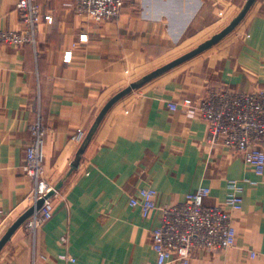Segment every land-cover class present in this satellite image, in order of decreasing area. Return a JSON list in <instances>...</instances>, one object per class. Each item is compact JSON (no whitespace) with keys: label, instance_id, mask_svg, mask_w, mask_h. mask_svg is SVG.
I'll return each instance as SVG.
<instances>
[{"label":"crops","instance_id":"0c3cea01","mask_svg":"<svg viewBox=\"0 0 264 264\" xmlns=\"http://www.w3.org/2000/svg\"><path fill=\"white\" fill-rule=\"evenodd\" d=\"M70 1L40 0L36 45L0 46V237L32 204L23 165L34 122L41 118L48 128L44 166L56 183L80 147L75 133L88 132L103 106L144 76L135 73L174 44L202 39L218 20L231 21L247 0H124L120 16L107 23L80 15ZM17 2L0 0V29L20 28ZM199 56L202 64L174 67L113 105L54 197V215L35 244L21 227L0 264H32L34 253L46 257L37 264H156L152 231L161 212L144 218L130 198L153 187L157 203L168 205L209 187L205 203L220 205L233 180L243 187L242 208L234 212L236 243L225 254L196 251L191 264H264V171L257 173L242 154L208 145L205 121L168 107L215 87H264V0Z\"/></svg>","mask_w":264,"mask_h":264},{"label":"built area","instance_id":"2783aa9c","mask_svg":"<svg viewBox=\"0 0 264 264\" xmlns=\"http://www.w3.org/2000/svg\"><path fill=\"white\" fill-rule=\"evenodd\" d=\"M124 0H71L68 5L80 15L97 22L107 23L118 18ZM20 18L18 30L0 29V46L37 44L39 21L43 7L40 0H18L16 5ZM86 37L87 34H82ZM64 58H72L66 51ZM172 110L181 109L192 117H199L207 124L206 142L210 146H223L232 154H242L257 173L264 171V87L252 91H234L225 87L208 89L198 100L185 98L181 102L170 101ZM31 142L26 148L24 174L32 183V204L46 195L55 181L46 173L44 145L48 128L41 118L30 127ZM87 131L78 129L73 140L82 143ZM243 187L237 180L231 181L230 190L223 204L205 203L209 187H200L186 194L183 201L159 205L158 191L144 187L130 198V205L139 207L144 218L156 210L161 212L159 224L152 231L156 264H191L196 251L227 253L236 243L234 212L242 208ZM47 198L42 207L22 226L35 244L37 233L52 219L55 212L54 197ZM67 237H62L66 241ZM252 258L257 252L250 251ZM65 257V256H63ZM46 260L45 255L34 253L32 264ZM73 260V259H71Z\"/></svg>","mask_w":264,"mask_h":264},{"label":"water","instance_id":"95a60500","mask_svg":"<svg viewBox=\"0 0 264 264\" xmlns=\"http://www.w3.org/2000/svg\"><path fill=\"white\" fill-rule=\"evenodd\" d=\"M256 0H247L244 4L241 11L234 17L230 23L224 27L219 32L212 35L209 39L205 40L204 42L200 43L197 47L194 49L188 51L187 53L169 61L168 63L154 69L153 71L147 73L137 81H134L130 83L126 88L119 91L117 94H115L101 109L98 116L96 117L92 127L90 130L86 133L84 140L80 144V147L77 151L75 159L70 164L68 170L64 173V175L55 183L54 187L50 189L45 196L37 199L33 204H31L27 209H25L17 218H15L12 223L7 227L5 232L0 237V253L4 249V247L11 241L14 234L25 224V222L33 215V213L40 209L42 205L44 204L45 200L47 198H50L56 194V192L60 191L62 187L65 185V183L69 180L71 175L75 172V170L79 167L80 161L82 159V156L92 140L94 133L102 120L104 119L105 115L108 113V111L115 105L120 99L128 95L130 92H132L135 89H138L142 87L144 84L148 83L152 79L160 76L161 74L165 73L166 71L177 67L186 61L192 59L193 57L203 53L204 51L210 49L217 43H219L221 40H223L228 34H230L239 24L240 22L245 18L246 14L249 12L253 4Z\"/></svg>","mask_w":264,"mask_h":264},{"label":"rangeland","instance_id":"374dc122","mask_svg":"<svg viewBox=\"0 0 264 264\" xmlns=\"http://www.w3.org/2000/svg\"><path fill=\"white\" fill-rule=\"evenodd\" d=\"M222 17L220 16L219 19H221ZM229 19H224L223 22L219 21L218 20V23L219 24H215V25H212L211 28L209 29V31L205 34V36L201 37L202 39L198 38L197 36L194 37L195 40H184V41H180L179 43H176L174 44L173 46H171V50L167 53V55L161 57L160 59H155L154 62L148 64L146 66L145 69L137 73H135L134 75L136 74H139L138 77H140V73H149L150 71H152L153 69H155L156 67H159L161 65H164L165 63L187 53L188 51L194 49L195 47H197L200 43L204 42L205 40L209 39L212 35H214L215 33L219 32L220 30H222L224 27L227 26V24L229 23ZM198 38V39H197ZM197 39V40H196ZM166 52V51H165ZM201 55V54H199ZM198 55L197 58H195V61L192 62L193 60H191V62H185L182 64L181 68H187V65H193V63H197V64H202L203 62V57L199 58L200 56ZM156 66V67H155ZM192 67V66H191ZM141 74V75H142ZM129 75V74H128ZM141 78V77H140ZM137 81V80H136Z\"/></svg>","mask_w":264,"mask_h":264}]
</instances>
